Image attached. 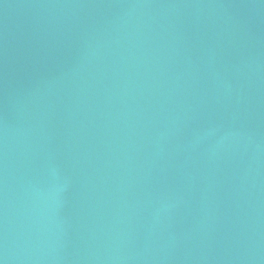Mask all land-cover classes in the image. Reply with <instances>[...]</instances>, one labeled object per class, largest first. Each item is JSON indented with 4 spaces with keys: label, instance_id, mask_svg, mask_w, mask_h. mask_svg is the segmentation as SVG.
Masks as SVG:
<instances>
[{
    "label": "water",
    "instance_id": "water-1",
    "mask_svg": "<svg viewBox=\"0 0 264 264\" xmlns=\"http://www.w3.org/2000/svg\"><path fill=\"white\" fill-rule=\"evenodd\" d=\"M0 264H264V0H0Z\"/></svg>",
    "mask_w": 264,
    "mask_h": 264
}]
</instances>
